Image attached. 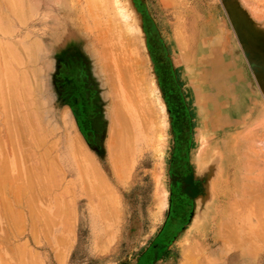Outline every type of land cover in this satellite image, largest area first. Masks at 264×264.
Segmentation results:
<instances>
[{
	"label": "rangeland",
	"instance_id": "rangeland-1",
	"mask_svg": "<svg viewBox=\"0 0 264 264\" xmlns=\"http://www.w3.org/2000/svg\"><path fill=\"white\" fill-rule=\"evenodd\" d=\"M25 1L19 21L0 0V37L26 69L0 79V264H264V0ZM180 41L217 44L238 72L247 145L221 173L205 168L231 126L198 119ZM219 197L229 209L212 207ZM222 217L230 235L213 240Z\"/></svg>",
	"mask_w": 264,
	"mask_h": 264
},
{
	"label": "bare ground",
	"instance_id": "bare-ground-1",
	"mask_svg": "<svg viewBox=\"0 0 264 264\" xmlns=\"http://www.w3.org/2000/svg\"><path fill=\"white\" fill-rule=\"evenodd\" d=\"M7 2V0H5ZM10 1V0H9ZM25 0H19V6L17 7V4H16V0H15V4L13 6L12 3L8 4V8L9 10L17 17V19L19 21H23L25 19V16H26V13H27V10L28 12H31L33 13V10L35 8V3L33 1L31 2H28L25 4ZM78 2V1H77ZM86 4L87 5H90L91 4V1L88 0V2L90 3H87V0H85ZM8 3V2H7ZM79 3V2H78ZM77 3V4H78ZM37 4V3H36ZM52 3H48V2H45L44 5L46 6H51ZM92 5V4H91ZM84 6V4H83ZM52 7V6H51ZM89 7V6H88ZM87 7V8H88ZM76 8V7H75ZM118 9L120 10L121 14H123V7H118ZM90 10L89 12H91V7H89ZM87 10V12H88ZM9 11V12H10ZM63 11V10H62ZM7 12V11H6ZM67 13V12H66ZM3 14V13H2ZM8 14V12H7ZM68 14V13H67ZM89 14V13H88ZM87 15V14H86ZM7 17V16H6ZM29 17V16H27ZM3 20H5L3 18ZM22 23V22H21ZM9 25H11L9 23ZM22 25H24V23H22ZM2 28V27H1ZM1 34L3 36L7 35V31L1 29ZM18 30L15 29L13 32H17ZM26 31V30H25ZM2 38V39H1ZM180 38V37H179ZM0 79H1V74L4 73L5 74V77L7 78H4L6 82L8 83V81H10L12 83V81H15L14 79H18V80H22V76L23 74H25V71L26 69L24 67H22L24 70H22V68L20 66H22L21 64V61L19 60L21 57L20 54L18 55V53H16V51L13 49L12 46H10V40L5 38V37H0ZM36 39H34L35 41ZM34 41H32L33 43H35ZM16 43V41H15ZM200 43V41H199ZM206 44V43H205ZM179 45L182 47V49H185L186 51H188L185 54H182V62L183 64H187V63H190L192 65V67L189 69L188 73L189 74H194V75H197L196 79V83H195V87H194V90H195V99H196V106H197V113H198V119L202 120V122H204L205 126L207 127H211V126H215L217 129L216 130H220L222 133H224L223 131L226 130L227 127L231 126V130H230V134H228V138H227V141H228V144L225 143L223 145V148H224V152L220 159H217L215 162L211 163L210 165H208L207 168H205L207 170V172H210L211 171V167L213 166V172H218V173H221V170L222 169V166L220 164V161L223 159V157L227 156L228 154L230 155V153H234L236 155H239V153L241 152V150L244 148L245 144H246V141L245 140H241L239 139V137L241 138V136H236L235 133H236V126L238 124V119L243 116V112L240 113L239 115H237L238 113V106L241 104V101H242V97H241V91L239 89H237L235 86H233V82L236 81L237 79V76H238V72L236 70V66L234 65V63L231 61L230 58L228 57H225V56H222L221 53L219 52V49L217 47V44L215 43H211V44H206V45H203V47H198L200 48L198 51L196 50H192V49H189L186 42L182 43L181 41L179 42ZM199 45V44H198ZM29 47V46H28ZM30 48V47H29ZM197 48V49H198ZM31 52H33V50L31 49ZM19 57H18V56ZM32 55H35V54H32ZM29 56V55H28ZM9 57H11L9 59ZM30 57V56H29ZM32 57V56H31ZM21 60H23V57H21ZM31 60V59H30ZM24 61V60H23ZM13 62V63H12ZM34 62V61H33ZM32 62V63H33ZM13 64L14 66V63H16V66L19 67V69L17 70V68H15L16 66H11L10 64ZM25 63V62H24ZM10 65V66H9ZM12 67V70L10 69ZM14 68V69H13ZM3 76V75H2ZM1 83L3 82L2 80H0ZM9 82V83H10ZM0 83V84H1ZM23 87H25V82L22 83V81L20 82ZM3 85V84H2ZM0 101L3 102L4 101V98L2 96V87L0 86ZM157 102V105H159V102ZM203 124V123H202ZM203 124V125H204ZM201 136V135H200ZM247 145V144H246ZM200 153V152H199ZM227 158V157H226ZM230 158H231V155H230ZM208 159H201L200 155H199V159L197 160V166L199 168H201L204 163H207ZM1 165H0V169H1ZM206 167V166H205ZM203 168V167H202ZM224 168V167H223ZM238 166H234L233 169H234V172L232 174L229 173V170L230 168L229 167H225L224 168V178L226 180H228L229 177H231L232 175H235L236 171L235 170H238L237 169ZM206 170H204L206 172ZM124 172V171H123ZM239 173V171H238ZM221 174H219V176H217L218 179H222L221 177L223 176ZM238 176V175H237ZM237 179V177H235ZM239 178V176H238ZM224 179V180H225ZM219 180V181H220ZM229 182V181H228ZM240 182V181H239ZM225 183V184H224ZM223 187H221V189H219V192L220 191H223L225 192V187H229V186H226V181L223 182ZM232 185V184H231ZM209 186V183L206 185V187ZM241 186H242V183H241ZM263 186V184H262ZM236 187V186H235ZM234 186H232V188H235ZM264 187V186H263ZM263 187H261L260 190L263 189ZM0 188H3V187H0ZM5 189V188H4ZM236 189V188H235ZM241 189V188H240ZM233 190V189H232ZM259 190V189H257ZM2 191V189H1ZM229 191V190H228ZM254 191V190H253ZM216 191H214V194H215ZM235 192V190H234ZM240 192V191H239ZM252 192V191H251ZM261 192V191H260ZM264 191L262 190V193ZM229 193V192H228ZM232 193V191H231ZM257 194V197H258V191L256 192ZM221 196L223 193H220ZM230 194V193H229ZM228 194V195H229ZM236 194L237 196L241 197V194L242 192H240V194L238 193V191H236ZM244 194V193H243ZM253 194V193H252ZM235 195V194H234ZM254 195V196H255ZM179 196V195H178ZM176 197V200H175V206L177 208L178 203H183V202H187L188 198L186 197ZM226 196V195H225ZM224 196V197H225ZM231 196V195H230ZM253 196V195H251ZM262 196V195H261ZM217 197V196H215ZM224 197H219L217 199H213L215 202L213 204L212 207H214V209H217V208H220L221 210L223 209H229V206H231V200L227 199V198H224ZM229 197V196H227ZM211 198V197H210ZM255 198V197H254ZM253 198V199H254ZM262 198V197H261ZM209 199V198H208ZM239 199V198H238ZM247 199V198H246ZM235 200V199H234ZM5 200H3L4 202ZM7 201V200H6ZM9 201V200H8ZM237 201V200H236ZM249 201V200H248ZM247 201V202H248ZM255 201V200H253ZM260 201V200H259ZM261 201H264V198L263 200ZM260 201V202H261ZM256 202V201H255ZM258 202V200H257ZM6 203V202H5ZM211 203V202H210ZM240 203V202H239ZM263 203V202H262ZM261 203V204H262ZM208 204V203H207ZM258 203V205H261ZM10 206V204H8ZM181 205V204H180ZM6 206V204H5ZM240 206V205H239ZM180 207V206H179ZM257 207V206H256ZM231 208V207H230ZM9 209V208H8ZM222 210V211H223ZM218 211V210H217ZM221 211V212H222ZM264 211V210H263ZM216 212V211H215ZM220 212V211H218ZM233 212V211H232ZM231 212V215L229 216L228 215V218L232 217L233 218V222L235 220L234 216L237 214H234ZM236 212V211H235ZM240 212V211H239ZM10 213V212H9ZM262 213V211H261ZM264 213V212H263ZM31 215V214H30ZM220 215V214H219ZM223 217L225 214H223ZM238 215V214H237ZM215 214L213 215V218H214ZM22 217V216H21ZM24 217V216H23ZM195 217V216H194ZM221 217V216H219ZM222 217V218H223ZM236 217V216H235ZM34 218V216H33ZM217 218V217H216ZM225 218V217H224ZM219 219V221L216 219L217 224H214L216 225L217 227H215L213 230H214V235L212 237L213 240H216L217 238H220L223 236V238L225 237V233H221L222 229H224V225L222 224V229H220V223H223L221 221L225 220V219ZM264 218V216H263ZM227 219V217H226ZM212 220V219H211ZM215 221V219H213ZM232 220V219H230ZM197 221V222H196ZM228 220H225L224 223L227 224ZM261 221V219H260ZM198 223V219H195V224L193 226H196ZM212 223V222H211ZM215 223V222H214ZM232 223V221H231ZM225 224V225H226ZM232 225V224H231ZM33 226V225H32ZM197 227V226H196ZM212 227V226H211ZM226 227V226H225ZM229 227V226H228ZM227 229L229 230L230 227ZM213 228V227H212ZM37 230V229H36ZM212 230V229H211ZM226 230V229H225ZM233 229H231L232 231ZM33 232V231H32ZM213 232V231H212ZM226 236L228 238V235H230L229 231L226 230ZM229 232V233H228ZM237 234V233H236ZM264 234V233H263ZM234 235H235V232H234ZM244 237V236H243ZM227 238H224V239H227ZM245 238V237H244ZM252 238V237H251ZM231 243H233V241H235L236 239H232ZM247 239V238H246ZM228 240V239H227ZM239 240V239H238ZM237 240V241H238ZM245 240V239H244ZM244 240H239L238 242H234V246L237 247V245H242L245 243H247L246 241L244 242ZM218 241V240H217ZM220 241V240H219ZM218 241V242H219ZM251 240H249L250 242ZM222 242H223V239H222ZM264 242V241H263ZM225 243V242H224ZM237 243V245H236ZM249 244H252V243H248L247 245ZM219 245V244H218ZM220 246V245H219ZM253 247V245H250ZM222 247V246H221ZM226 247V246H225ZM242 247V246H241ZM227 248V247H226ZM244 248V247H242ZM251 247H248L247 250L249 251ZM257 248V247H256ZM187 248H183V250L181 251V256H184L186 255L187 256ZM240 249V248H238ZM237 249V250H238ZM245 250V248H244ZM256 250V249H255ZM236 251V250H235ZM246 251V250H245ZM244 251V252H245ZM253 251V249H252ZM238 252V251H237ZM255 252V251H254ZM257 252V250H256ZM247 253V252H246ZM244 254H239V256L232 260L229 264H244L242 262V259H243V256ZM246 255V254H245ZM181 264H188L187 262H181Z\"/></svg>",
	"mask_w": 264,
	"mask_h": 264
}]
</instances>
